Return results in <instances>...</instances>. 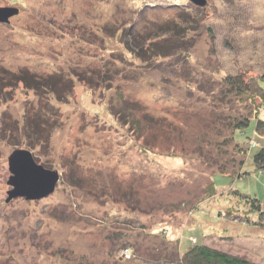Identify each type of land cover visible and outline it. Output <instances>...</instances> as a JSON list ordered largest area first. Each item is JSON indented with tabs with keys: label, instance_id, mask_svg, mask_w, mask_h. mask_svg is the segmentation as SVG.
Instances as JSON below:
<instances>
[{
	"label": "rangeland",
	"instance_id": "374dc122",
	"mask_svg": "<svg viewBox=\"0 0 264 264\" xmlns=\"http://www.w3.org/2000/svg\"><path fill=\"white\" fill-rule=\"evenodd\" d=\"M146 1L0 0L19 8L0 21V68L70 81L59 99L0 79V264H158L161 229L182 248L196 238L264 263V227L226 211L240 202L235 188L264 205V171L250 157L264 139L255 136L262 144L242 175L221 173L240 155L214 117L249 102L218 98L226 73L264 76V0H206L196 22L181 18L188 3ZM147 32L179 45L160 56L130 49L133 33ZM40 111L44 138L32 130ZM18 147L58 170L52 192L5 200ZM210 180L216 193L206 195Z\"/></svg>",
	"mask_w": 264,
	"mask_h": 264
},
{
	"label": "trees",
	"instance_id": "16d2710c",
	"mask_svg": "<svg viewBox=\"0 0 264 264\" xmlns=\"http://www.w3.org/2000/svg\"><path fill=\"white\" fill-rule=\"evenodd\" d=\"M146 2L150 6H153L154 3H165L169 5H180L188 3V5H191L192 8L185 7V11L180 14L181 18L186 22H190V20L191 22H196L197 20H200V18L203 16L202 13L204 6L196 5L191 0H154ZM146 2L144 3L145 5ZM158 27L160 30L165 31L170 30L171 28L170 24L166 23H161L158 25ZM172 27L173 31H175L176 33L181 31V29L183 28L181 24L177 23H174ZM127 29L129 30V28ZM154 32H147L145 34L139 33L141 35L137 36L133 33L132 40L135 42L136 46L132 47L129 45L130 49L134 50L138 54H144L148 52L151 55L160 56L169 54L170 52L174 51L179 45L178 43H176L175 38L169 39L170 36L163 37V41L159 42V40L156 39V36L154 37ZM137 38L142 39V41L138 43L139 40ZM0 70L2 71V73L0 74V79H6V81H4L6 84H11V79L13 78L27 85H32L35 90H38L41 87L46 88L47 92L48 90H50V92L55 93L57 98L59 99H61L65 94H67V92L63 89L69 88L70 86V81L62 79L61 76H49L47 78L42 79L40 78L41 76H37L34 72L28 74L26 70L22 69L16 73L11 74L7 69L0 68ZM4 72L6 74L9 73V76H4ZM261 75L257 76L255 74H245L244 71L235 73L229 72L225 74L223 82L221 83L218 89V93H220L221 95L218 98L222 97L221 99H228L226 101H229L230 98H240L242 95L246 94L245 98H247L249 101L245 104V106H242L243 109H233L232 112H230L231 114L229 115L226 113H220V111H217L214 114V117L217 115L223 118V125H229V132L222 133V141H233V147L231 148V151L236 152V154L240 155L237 160H231V162H233L232 165H236L234 166L235 170L233 172H231V170L228 171L227 169H225L219 170L221 173L223 171H226L229 173L242 175L244 171L241 170V167L244 163L245 155H250L252 148H257L260 144H262L261 141L255 139V136L262 137L264 139V109L261 108V101L264 99V85L262 84L261 80H264V76ZM256 99H259L260 102H255ZM250 106L252 107L245 110L244 107L248 108ZM227 108L230 109V106H228ZM41 114V111L36 112L35 116L37 122L35 123V127L32 130H34V134L40 135L44 138L45 136L43 135L42 127H38V125H40V121H43L44 119ZM249 123H252L251 132L249 134H246L244 129L247 125H249ZM236 132L240 134L242 133L243 135H241L243 138H238L236 136ZM232 157L235 158L234 156ZM250 157L254 168L259 171H264V144L260 145L257 149H255L251 153ZM229 191H231L235 196H237L240 202H238L237 204L233 203L230 206H227L226 211L229 213L232 212L231 216L235 219L240 217L239 220L244 223L256 224L258 226L264 227V205L261 203L260 199L255 195H250L236 188ZM205 192L207 193L206 195H213L216 193L215 186L212 180H210L207 184ZM253 213H255V218L253 216L250 217V214ZM220 214H217V216H220ZM159 235L162 236V243L160 247L161 252L164 253L165 260H159L158 264H264L251 260L243 255L232 253L224 248H220L209 243L199 241L196 238L193 240L190 238L191 240H189L188 245L182 248L180 246V240H173L171 238H168V240L166 238V231L164 229H161L159 231ZM133 245L135 244L132 243L129 239L124 238L121 247L122 250H126L127 252H129L132 251Z\"/></svg>",
	"mask_w": 264,
	"mask_h": 264
},
{
	"label": "water",
	"instance_id": "95a60500",
	"mask_svg": "<svg viewBox=\"0 0 264 264\" xmlns=\"http://www.w3.org/2000/svg\"><path fill=\"white\" fill-rule=\"evenodd\" d=\"M197 5L205 4L206 0H191ZM17 6H0V21H8L11 15L18 13ZM10 174L7 183L10 187L6 190V201L14 196L25 198H40L52 192L59 179L56 169L45 167L38 163L27 148H15L7 157Z\"/></svg>",
	"mask_w": 264,
	"mask_h": 264
}]
</instances>
